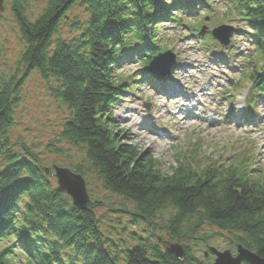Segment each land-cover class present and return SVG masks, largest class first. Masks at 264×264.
Instances as JSON below:
<instances>
[{"label": "trees", "instance_id": "obj_1", "mask_svg": "<svg viewBox=\"0 0 264 264\" xmlns=\"http://www.w3.org/2000/svg\"><path fill=\"white\" fill-rule=\"evenodd\" d=\"M78 1L88 18L74 26L76 36L57 38L62 20ZM209 1L47 0L34 21L21 0H14L11 9L26 44V73L37 70L45 81H53L54 96L70 110L60 136L84 150L86 164L66 167L86 180L95 176L104 190L131 202L136 221L155 222L161 211L169 210L164 224L169 240L183 241L209 224L237 234V244L264 259V173L256 156L237 154L227 164L221 158L202 160L199 142L193 151L177 154L178 163L167 172L132 138L115 133L117 102L129 86H138L136 77L118 74V66L135 54L145 56L147 66L159 49L160 25L169 22L179 28ZM227 1L226 17L239 19L240 33L253 45L248 66L257 55L264 62V0ZM204 42L218 46L210 33ZM248 66L224 95L230 99L241 84L251 85L244 120L264 98V67ZM146 74L151 80L160 78L147 69ZM14 79L0 84V244L11 242L0 245V264H12L15 255L29 264H201L188 245L179 259L159 240L136 244L121 254L111 249L95 213L98 202L77 209L50 180L38 155L28 148L23 157L14 151L9 136L19 92Z\"/></svg>", "mask_w": 264, "mask_h": 264}, {"label": "rangeland", "instance_id": "obj_2", "mask_svg": "<svg viewBox=\"0 0 264 264\" xmlns=\"http://www.w3.org/2000/svg\"><path fill=\"white\" fill-rule=\"evenodd\" d=\"M13 1L4 2L0 20V84L11 83L13 78L18 81L14 125L9 132L13 149L23 157L26 156L24 149L28 148L46 167L86 164L83 148L60 136L70 110L54 96L53 81H45L37 70L26 73L22 63L26 44L11 9ZM21 1L32 21L47 3V0ZM204 6L202 10L193 11L190 19L179 28L169 22L160 25L159 49H154L155 54L166 50L176 54L177 66L169 76L159 80L148 78L143 63L146 57L141 54L123 59L118 66V74L136 77L138 86H129L117 102L115 133L124 140L132 138V143L145 156L159 160L167 172L178 163L177 154L183 156L193 151L200 142L199 158L202 160L221 158L227 164L233 162L237 154L254 155L264 173V98L257 102L254 114L244 120L242 112L251 85L244 82L234 91L233 97H224L228 88L241 78L242 70L248 69V58L255 53L253 45L247 35L240 33L243 25L239 19L226 17L227 0H210ZM87 18L85 5L78 1L62 20L56 37L71 39L76 36L74 26L82 25ZM189 21L199 30L206 26L205 31H194ZM223 24L236 28L230 44L221 46L214 38L217 47L205 43L211 30ZM253 60L249 69L264 67L260 56ZM3 164L0 159V167ZM48 176L57 184L54 175ZM86 183L91 201L98 202L95 213L100 228L115 252L121 254L139 243H155L157 236L169 237L164 229L169 210L161 211L155 222L136 221L131 202L104 190L95 176H88ZM235 236L237 234L204 224L200 231L176 241L188 245L201 264H212L214 255L208 247L230 249L235 254ZM9 243L3 241L0 245L5 247ZM12 264L29 263L25 257L15 255Z\"/></svg>", "mask_w": 264, "mask_h": 264}, {"label": "water", "instance_id": "obj_3", "mask_svg": "<svg viewBox=\"0 0 264 264\" xmlns=\"http://www.w3.org/2000/svg\"><path fill=\"white\" fill-rule=\"evenodd\" d=\"M5 1L0 0L1 9H3ZM205 29L206 26L201 29V32H204ZM235 30L234 26L223 24L213 28L211 35L221 46H228ZM175 67L176 54L172 50H166L154 54L148 62L146 69L152 75L167 77ZM43 169L47 175L52 174L55 176L58 187L63 189L70 197L73 206L81 210L89 205L91 198L87 190L86 179L83 175L74 172L69 167L58 164H54L52 167L44 166ZM157 239L163 247L175 254L177 258H184L185 246L183 243L164 239L161 236H157ZM208 251L214 255L212 264H264V259L241 243L237 244L235 254L230 249L219 250L213 246H209ZM208 251L205 255L208 254Z\"/></svg>", "mask_w": 264, "mask_h": 264}, {"label": "bare ground", "instance_id": "obj_4", "mask_svg": "<svg viewBox=\"0 0 264 264\" xmlns=\"http://www.w3.org/2000/svg\"><path fill=\"white\" fill-rule=\"evenodd\" d=\"M177 66V65H176ZM148 74H150V73H148ZM152 75V74H151ZM153 76H155V75H153Z\"/></svg>", "mask_w": 264, "mask_h": 264}]
</instances>
